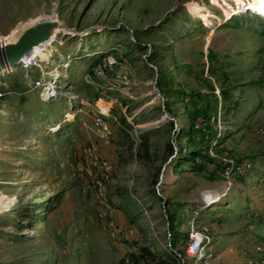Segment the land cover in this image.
Segmentation results:
<instances>
[{
  "label": "rangeland",
  "instance_id": "obj_1",
  "mask_svg": "<svg viewBox=\"0 0 264 264\" xmlns=\"http://www.w3.org/2000/svg\"><path fill=\"white\" fill-rule=\"evenodd\" d=\"M45 18L74 28L41 58L45 70L71 60L54 94L32 89L44 70L0 73V91H15L0 98V264H195L188 243L196 231L211 237L207 264L264 259V0H0V44ZM117 44L141 84L125 101L130 121L114 110L107 146L84 125L91 116L81 100L95 104L84 74ZM193 92L211 104L214 126L197 150L224 166L253 163L229 189L222 171L209 177L178 157L189 156L184 97ZM90 144L112 166L116 235L99 221ZM199 188L204 210L187 198ZM239 232L248 239L236 242Z\"/></svg>",
  "mask_w": 264,
  "mask_h": 264
},
{
  "label": "built area",
  "instance_id": "obj_2",
  "mask_svg": "<svg viewBox=\"0 0 264 264\" xmlns=\"http://www.w3.org/2000/svg\"><path fill=\"white\" fill-rule=\"evenodd\" d=\"M116 52V53H115ZM30 55L26 60L21 62L17 66H11L12 68L6 69L8 72L13 71L16 68H21L26 74L36 68L44 70V74L32 81V89L39 90L40 96L44 99L48 98L51 94H54L56 83L61 77H66V71L70 66L71 60H67L61 65L54 66L51 70H45V66L42 64L40 56L35 55L32 58ZM7 73V72H5ZM4 71L2 74H5ZM84 80L87 84L91 85L98 93V98L93 106L90 107V103L85 100H81L82 109H88V114L91 116V123L84 122L95 137L100 140L104 145H110L114 138V129L111 124V119L116 118L114 116V110L119 108L120 112L131 120L128 115V106L125 105L126 99L133 98V88L141 84L140 75L135 68L133 62L125 55L121 44L113 46L106 54H104L100 60L84 74ZM159 96H161L160 90L155 88ZM15 93V91H8V93ZM3 96V92L0 91V98ZM67 120L71 118L67 117ZM61 123L56 124L50 129L56 130L60 127ZM152 127L150 123L144 126H139L140 133L143 130ZM138 126H136V135L138 134ZM85 154L87 159L90 160V164L100 169L99 172L94 173L88 170L93 178L96 186L97 197L99 198V221L102 225L108 228L113 235L117 234V223L113 218V208L108 202L107 191L108 184L112 179V166L108 159L99 158L97 155V147L94 144H90L85 148ZM226 161V160H225ZM253 169V163L250 160H239V162L226 163L222 175L226 179L227 188H231L236 177L245 174L247 171ZM211 242L209 234L203 232H195L192 234V238L188 243V252L194 255L195 264H207L205 263L206 257L203 254L204 248ZM258 250H263L262 247H258ZM247 264H264V259L250 260Z\"/></svg>",
  "mask_w": 264,
  "mask_h": 264
},
{
  "label": "trees",
  "instance_id": "obj_3",
  "mask_svg": "<svg viewBox=\"0 0 264 264\" xmlns=\"http://www.w3.org/2000/svg\"><path fill=\"white\" fill-rule=\"evenodd\" d=\"M3 92V95L5 94H9L8 91L7 92ZM183 94V93H182ZM202 94L198 93V92H193L190 94V96L187 98L184 97L185 101H188V111H189V116L191 118V127L188 130H185L184 133L187 135L188 137V143H187V150H188V155L186 156V154H183V156H178L180 159H183V162L189 164V167H185V169H195L197 171L202 170L205 171L207 170L209 172L208 176L209 177H217L218 173L220 171L223 170V164L219 161H216L214 158H211L209 155H204L202 153H200L197 149H199L200 147H202L205 143H207L206 137H208V140L211 139V133L213 131V124L211 123L212 121V117H211V104L208 103L206 106H203L202 102V98H201ZM199 118H202V124L198 125L197 124V120ZM215 118V117H214ZM209 142V141H208ZM178 154L182 155L181 151L178 152ZM182 161V160H180ZM195 161H199L198 165H194V167L192 166L193 162ZM215 162V166L214 168H207L206 166V162ZM223 165V166H222ZM156 196L158 197V199H160L161 201L165 202V200L163 198L160 197V195L158 194L157 190H154ZM172 203L174 204H179L182 202L179 201H173ZM170 204V202H166V207H168V205ZM170 232L172 233V235H174L173 231L170 230ZM178 234V233H177ZM176 243V236H174L173 240L171 241V246L174 247ZM173 251H175L173 249Z\"/></svg>",
  "mask_w": 264,
  "mask_h": 264
},
{
  "label": "water",
  "instance_id": "obj_4",
  "mask_svg": "<svg viewBox=\"0 0 264 264\" xmlns=\"http://www.w3.org/2000/svg\"><path fill=\"white\" fill-rule=\"evenodd\" d=\"M74 32V28L58 19H39L26 26L16 40L0 44V73L9 66H17L35 52V48L53 43L60 34ZM158 89V88H157ZM162 177V176H161Z\"/></svg>",
  "mask_w": 264,
  "mask_h": 264
},
{
  "label": "crops",
  "instance_id": "obj_5",
  "mask_svg": "<svg viewBox=\"0 0 264 264\" xmlns=\"http://www.w3.org/2000/svg\"><path fill=\"white\" fill-rule=\"evenodd\" d=\"M262 162H264V160H259V162L258 163H262ZM236 181V180H235ZM236 182H238V181H236ZM235 182V183H236ZM225 186L227 187V184H226V182H225ZM225 187V188H226ZM245 187V189H246V185L244 186ZM201 188H199V189H196V192H195V194L194 193H191L189 196H187V198H189L190 199V196H191V198H192V202L193 203H191V205H199V210H204L205 209V207H206V204H207V202H203V201H201L200 202V200L197 198L198 197V195H199V190H200ZM181 199H185V197H181ZM198 200V201H197ZM175 201H177V200H175ZM186 206L187 205H189V204H185ZM185 206V207H186ZM120 210H117V209H115V211H113L114 212V214H113V218H114V220L116 221V222H119L120 220V218H121V216H120V214L118 213ZM198 217V216H197ZM234 238V240H237L236 242H239V241H242V240H246V239H248L247 238V236L245 235V234H243V233H241V232H239L238 234H236V236H234L233 237ZM230 242H231V240H230ZM219 244H224L225 245V247H227V246H229V245H231L230 243H228V241L226 242L223 238H220L219 239V242H218ZM230 247H233V246H230ZM257 247V246H256ZM260 247V246H259ZM234 248H231V250H233ZM257 249H258V247H257ZM257 251V250H256ZM259 251V250H258ZM257 251V252H258ZM259 252H261V251H259ZM262 254V253H261ZM246 261H248V259L246 260Z\"/></svg>",
  "mask_w": 264,
  "mask_h": 264
},
{
  "label": "bare ground",
  "instance_id": "obj_6",
  "mask_svg": "<svg viewBox=\"0 0 264 264\" xmlns=\"http://www.w3.org/2000/svg\"><path fill=\"white\" fill-rule=\"evenodd\" d=\"M2 40H5V38H2ZM6 41H7V40H6ZM35 55L40 56V58H43V59L48 58L49 53H48V51H47V46H46L45 48H43V46L36 47V48H35L34 55L32 56V58H34ZM9 67H10V66H9ZM7 69H8V68H7ZM5 71L8 72L9 69H8V71H7V70H5Z\"/></svg>",
  "mask_w": 264,
  "mask_h": 264
}]
</instances>
